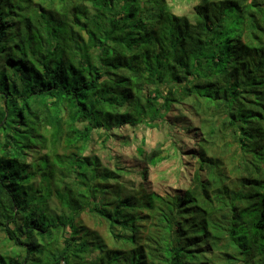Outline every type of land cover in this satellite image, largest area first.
Here are the masks:
<instances>
[{"label": "trees", "instance_id": "16d2710c", "mask_svg": "<svg viewBox=\"0 0 264 264\" xmlns=\"http://www.w3.org/2000/svg\"><path fill=\"white\" fill-rule=\"evenodd\" d=\"M173 2L0 0V264H264V0Z\"/></svg>", "mask_w": 264, "mask_h": 264}, {"label": "rangeland", "instance_id": "374dc122", "mask_svg": "<svg viewBox=\"0 0 264 264\" xmlns=\"http://www.w3.org/2000/svg\"><path fill=\"white\" fill-rule=\"evenodd\" d=\"M178 2H179V0H174L173 3H177V5H179ZM184 7L187 8L188 5L185 4ZM158 137H159V136H158ZM38 180H39V179H37V180L35 181V183H38V182H39ZM84 219H85V223L88 224V226H90L91 228L97 230V231H98L99 233H101V234H105V230H104V228H101V227H98V226L94 225L93 221H91V219H89V218H87V217H85ZM2 237H3V236L0 234V238H2Z\"/></svg>", "mask_w": 264, "mask_h": 264}]
</instances>
